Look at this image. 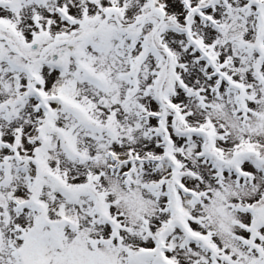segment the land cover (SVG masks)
<instances>
[{"label": "snow or ice", "instance_id": "1", "mask_svg": "<svg viewBox=\"0 0 264 264\" xmlns=\"http://www.w3.org/2000/svg\"><path fill=\"white\" fill-rule=\"evenodd\" d=\"M0 264H264V0H0Z\"/></svg>", "mask_w": 264, "mask_h": 264}]
</instances>
